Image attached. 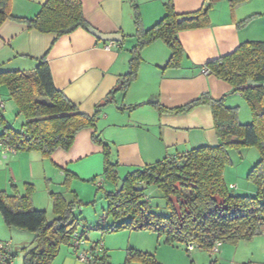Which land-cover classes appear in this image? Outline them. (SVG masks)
Here are the masks:
<instances>
[{
	"label": "crops",
	"instance_id": "crops-1",
	"mask_svg": "<svg viewBox=\"0 0 264 264\" xmlns=\"http://www.w3.org/2000/svg\"><path fill=\"white\" fill-rule=\"evenodd\" d=\"M46 1L11 0V11L18 17L33 18ZM81 2L85 19L91 27L103 34L119 33L123 40L104 41L83 28L60 36L8 19L0 26V69L31 72L38 60L45 58L57 89L85 114L93 115L100 109L97 131L111 146L112 159L119 162L120 175L122 170L126 174L135 168L161 161L175 152H187L219 142L210 106L200 105L188 113L161 114L147 103L149 101L159 100L168 108H176L203 93H209L215 99L224 98L227 107L244 109L243 117L239 115L240 121L250 122V110L244 96L233 92L228 82L210 74L205 64L235 51L243 41H264V0L216 1L209 10L207 26L179 32L185 51L180 67H166L171 51L162 40L144 47L138 76L126 92L117 89L122 76L130 69L131 50L137 42L132 0ZM136 2L146 29L166 13L164 0ZM207 3V0H174L178 14L196 12ZM251 15L254 16L242 23ZM136 105L139 106L133 108ZM4 117L10 124L7 107ZM18 118L23 119L20 114ZM21 122L20 128L24 120ZM13 126L20 129L15 124ZM94 131V128L83 129L69 150L57 149L50 158L35 151L17 152L0 142V189L12 195L15 188L24 194L25 184L32 183L36 188V181L40 180L47 199L44 200V194L39 197L36 188L33 204L38 209L36 203L41 201L47 208L52 206L49 192L65 194L62 188L67 172L77 177L72 184L78 183L74 191L81 200L87 198L88 191L94 190V184L111 188L103 173V147L93 141ZM54 186L60 191H54ZM97 230L100 232L90 235L103 243L104 264H125L126 250L131 246L154 253L162 264H209L211 256L216 264H264V235L237 245L223 244L217 252L211 253L199 248L187 252L185 246L167 244L155 232L143 238L132 237L129 243L117 245L112 236ZM24 231L7 226L0 218V240L10 242L16 256L20 246H29L35 238V234ZM89 244L94 246L98 242ZM117 249L122 252L115 253ZM16 256L15 264H19ZM52 264L102 263L83 262L72 247L66 245L61 247Z\"/></svg>",
	"mask_w": 264,
	"mask_h": 264
},
{
	"label": "trees",
	"instance_id": "trees-1",
	"mask_svg": "<svg viewBox=\"0 0 264 264\" xmlns=\"http://www.w3.org/2000/svg\"><path fill=\"white\" fill-rule=\"evenodd\" d=\"M216 1L211 0L196 12L178 14L174 0H164L165 15L146 29L138 4L132 0L137 44L131 50L130 69L122 76L117 90L126 92L129 89L138 76L142 50L157 40L165 42L171 51L166 67H180L185 51L179 32L207 26L209 10ZM183 17L185 21L179 22ZM8 19L60 36L90 27L81 0H47L33 18L15 16L11 11V0H0V26ZM205 68L231 84L233 92L244 96L252 114L250 123H241L238 107H227L224 98L215 99L209 93L176 108H168L159 100L147 103L161 114L188 113L200 105L210 106L219 139L215 145L175 152L154 164L135 168L122 177L119 162L112 159L111 146L97 131L100 109L93 115L85 114L57 89L45 58L38 60L31 72L0 69V88H7L24 120L20 129L7 122L4 117L7 102L0 93V142L17 152L35 151L50 158L57 149L69 150L80 131L94 128L92 138L103 147V173L111 188L97 187V194L103 191L108 200L107 213L96 226L90 227L101 229L104 234L125 229L147 230L155 232L167 244L185 246L187 252H190L187 246L194 244L195 249L211 253L218 242L237 245L252 240L264 235V41H243L235 51L207 62ZM245 146H256L260 153V160L248 175L259 190L254 196L233 194V186L225 180V168L231 163L230 150ZM75 178L74 174L67 172L63 182L72 198L62 192H49L54 213L52 219L48 218L45 209L34 207L35 187L32 183L25 184L24 194L14 190L10 195L0 189V214L5 224L35 234L31 244L23 247L26 250L23 264H52L63 245H72L73 233L82 221L76 210L85 205L71 189ZM152 186L162 192L170 212L168 216L150 209L151 197L147 191ZM109 217L113 223L106 225ZM95 256L96 261L105 263V253H95ZM133 263L162 264L154 253L129 247L125 264Z\"/></svg>",
	"mask_w": 264,
	"mask_h": 264
},
{
	"label": "rangeland",
	"instance_id": "rangeland-1",
	"mask_svg": "<svg viewBox=\"0 0 264 264\" xmlns=\"http://www.w3.org/2000/svg\"><path fill=\"white\" fill-rule=\"evenodd\" d=\"M136 44H137V42L135 43V45ZM0 93L3 97V99L7 102L6 107H7V111L9 114L10 124H12V125L15 124L18 128H20L21 127L20 124L22 123L21 121L23 119L22 120L20 118L17 119V116L19 113H18L16 105L14 104V102L9 97V93H8L7 88L4 86L1 87ZM245 102L247 103L246 100H245ZM247 106H248V103H247ZM248 108H249V106H248ZM249 110H250V108H249ZM244 113H245L244 109L240 110V108H239L238 114L241 115V117H243ZM248 117H249L250 122H251L252 121L251 110H250V114H248ZM250 122H248V123H250ZM241 123L247 124V122H241ZM230 157H231V163L229 165H227L225 168V180L229 186H233V187H231V192L233 194H237V195H250V196L257 195V193L259 191L258 187L256 184H254L248 178V175H249L250 171L252 170V168L256 165V163L260 160V153H259L258 148L256 146H245L241 149H232V150H230ZM124 175L125 174L122 170L121 176L123 177ZM84 183L90 184L88 182L87 183L84 182ZM36 184H37L36 188H37V192H38L37 194L39 197H41L44 194L43 193V182H41L40 180H37ZM76 185H78V183H75V185L71 184V189L74 190ZM94 186H95L93 188L94 190H92V192L88 191L87 192L88 193L87 198H85V200H82L83 203H85V205L77 208V210H76V213L80 215V218H82L81 225L78 227L77 231L83 232L87 229L86 227L92 228V229L86 230V233H85V237L88 241V244L92 243V242H98L99 243L101 241V239H99L93 235H90L94 232H100V230H97L96 228H93L90 226H93V225L96 226L99 223L100 219H102L105 216V214L107 213L106 211H107V207H108V200L105 198V193L103 191H99L98 194L96 195L95 193L97 192V188H96L97 186L95 184H94ZM36 188H35L34 193L36 192ZM53 189H54V191H60L58 188H55V186ZM14 190H15V188H13V191ZM62 191L65 192V195L67 196V198H69V199L72 198V193L67 192L65 186L62 188ZM147 193L151 197L150 204H149L150 209L157 214L168 216L170 212H169L168 208L166 207V200H165L162 192L158 188L152 186L148 189ZM43 196H44V200H45V198L47 199L45 194ZM80 199H82V198H80ZM36 205H37V207H39L38 209H43V210L45 209L47 211L49 219H52L54 217L53 205L49 206L47 208L46 204H44L43 201H41V203L37 202ZM0 218H2L1 214H0ZM125 219H128V218H125ZM112 223H113V219L109 217L106 225H110ZM24 232H26V234H34L33 232L26 231V230ZM148 234H152V231H136V230L125 229V230H120V231H117L114 233H107V234H103V235L112 236V238H114L116 244L119 245L120 243H125V242H126V244L129 243L130 238L132 239V237H134L135 239H136V236H138L139 238H143L144 236H146ZM102 240L105 241L104 238H102ZM66 245H63V247ZM23 247H25V246H20V249H18V251H17L16 259H17L19 264H22L23 258H24L25 253H26V250ZM117 252H118V254H120L122 252V250L117 249V251H115V253H117ZM96 253H97V255L98 254L103 255L105 252L104 251H98ZM208 263L209 264L212 263V256L209 257Z\"/></svg>",
	"mask_w": 264,
	"mask_h": 264
},
{
	"label": "built area",
	"instance_id": "built-area-1",
	"mask_svg": "<svg viewBox=\"0 0 264 264\" xmlns=\"http://www.w3.org/2000/svg\"><path fill=\"white\" fill-rule=\"evenodd\" d=\"M4 157H6V154H4ZM221 246L222 243L218 242L213 247L212 251L217 252ZM71 247L81 261L95 262L96 261L95 253L103 250V243H98L94 246H89L88 241L85 237V233L80 231H75L73 233V241ZM187 248L189 251H192L195 249V245L189 244ZM14 252L15 251L10 242H5L0 240V264H15Z\"/></svg>",
	"mask_w": 264,
	"mask_h": 264
},
{
	"label": "water",
	"instance_id": "water-1",
	"mask_svg": "<svg viewBox=\"0 0 264 264\" xmlns=\"http://www.w3.org/2000/svg\"><path fill=\"white\" fill-rule=\"evenodd\" d=\"M211 0H207V2H210ZM186 18H179V22L185 21ZM88 30L94 34L97 38L104 40V41H111V42H121L123 40L121 34L116 33V34H103L96 30L93 27H89Z\"/></svg>",
	"mask_w": 264,
	"mask_h": 264
}]
</instances>
